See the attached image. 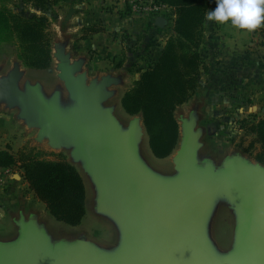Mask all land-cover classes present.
Wrapping results in <instances>:
<instances>
[{
	"label": "water",
	"instance_id": "water-1",
	"mask_svg": "<svg viewBox=\"0 0 264 264\" xmlns=\"http://www.w3.org/2000/svg\"><path fill=\"white\" fill-rule=\"evenodd\" d=\"M68 45L67 37L53 45L51 87L25 79L22 64L12 62L0 74V108L35 132V145L68 153L91 190L88 211L114 229L115 240L57 236L36 213L19 211L14 235L0 238V264H264V166L236 153L218 164L200 158L203 130L193 109L179 119L172 170L162 174L142 153V117L117 115L122 78H89L86 60L74 59ZM219 209L234 221L227 250L212 238Z\"/></svg>",
	"mask_w": 264,
	"mask_h": 264
},
{
	"label": "crops",
	"instance_id": "crops-1",
	"mask_svg": "<svg viewBox=\"0 0 264 264\" xmlns=\"http://www.w3.org/2000/svg\"><path fill=\"white\" fill-rule=\"evenodd\" d=\"M58 7L59 15H51L57 24L53 29L57 38L67 37L68 50L73 52L74 59L86 60L84 69L89 78L106 74L122 78L124 85L117 89L116 100L118 110L128 118L121 108V98L139 79L141 72L159 60L167 40L174 34V10L170 8L159 16L166 21L160 29L154 26L155 18L151 16L127 15L123 0H60ZM215 7L216 0H211L207 12ZM89 27H97L99 31L86 34L84 31ZM202 35L200 55L206 71L200 72L199 83L211 85L207 88L214 89L219 95L227 93L233 101L251 100L253 110L264 113V46L259 30L242 32L230 25L207 21L205 15ZM33 81L45 85L42 79ZM31 132L16 120L14 111L0 108V152L16 156L29 140L34 144L35 132L30 137ZM18 166L17 163L10 168H0V238L14 235L12 218L19 211L36 213L53 233L66 228L76 231L89 220L102 222L89 211L76 227L56 221L29 189ZM5 170H9L8 175Z\"/></svg>",
	"mask_w": 264,
	"mask_h": 264
},
{
	"label": "trees",
	"instance_id": "trees-1",
	"mask_svg": "<svg viewBox=\"0 0 264 264\" xmlns=\"http://www.w3.org/2000/svg\"><path fill=\"white\" fill-rule=\"evenodd\" d=\"M19 1L38 9L55 2ZM155 1L174 10V34L167 40L159 60L141 72L139 79L123 94L120 103L126 115L142 117L148 148L155 158L161 159L170 156L178 144V123L174 112L197 87L202 69L198 49L203 43L202 28L211 0ZM43 21L42 17L21 16L0 6V45L15 42L17 59L25 68L46 70L52 63L50 36L45 32ZM258 30L264 46V27ZM98 31L97 27H89L84 32L93 34ZM249 131L259 144L254 160L264 166V118L251 124ZM17 163L29 189L56 221L72 227L81 223L87 210L86 189L77 166L63 156L56 160L38 159L26 149L16 156L0 152V168H10Z\"/></svg>",
	"mask_w": 264,
	"mask_h": 264
},
{
	"label": "rangeland",
	"instance_id": "rangeland-1",
	"mask_svg": "<svg viewBox=\"0 0 264 264\" xmlns=\"http://www.w3.org/2000/svg\"><path fill=\"white\" fill-rule=\"evenodd\" d=\"M59 1L60 0H55L53 4L48 5L44 9H38L26 3L23 4L19 0H0V6L9 8L14 13H18L21 16H37L44 18L43 24H45V32L49 33L51 44L50 48L51 53L53 54V45L58 43L60 40L53 31L57 24L51 15L58 14L56 10L59 8ZM201 47L202 45L199 46L198 49L199 54ZM17 51L18 48L15 42L0 45V66H3L0 74H5L11 68L12 62L15 61L21 63L22 68H24L23 63L17 59ZM71 53L73 55V52ZM52 63L53 64L47 71L26 69L25 71L27 72L25 74V79L32 81L37 78L39 80L42 79L47 87H51V84L57 81L54 72V61ZM201 66L202 69H200V72L203 71L205 73L206 68L205 64L202 62V59ZM199 76L197 87L193 90L189 99L184 104L177 107L174 112V117L177 123L179 122L180 118H187L191 110L194 109L197 111V126L203 130V136L201 139L202 148L199 151L200 158L212 159L215 164H218L226 156L236 153L248 158L251 162H255L254 157L259 152V144L255 142V135L249 130L251 124L257 122L261 118H264V113L254 111L252 107L253 102L251 100L240 103L238 99L233 101V98H229L227 93L224 95H219V93L214 89L207 88L211 85L206 86L199 83ZM209 83L210 82H208V85ZM117 115L124 122H126L129 117L133 118L140 116H128L127 118V116L123 115L120 110L117 111ZM208 128H210V132H208ZM33 135L34 133L31 132L30 137ZM146 137L141 148L143 155H145V158L149 164H151L158 171H161L162 174H169V172L172 170L170 159L174 151L167 158H155L148 148V138ZM249 146H251L250 151L245 152ZM25 149L29 151L32 156L34 155V157L38 159L56 160L58 159V156H63L68 160V153L50 151L44 144L40 146L35 145L31 140L28 141ZM24 152L26 151L24 150ZM82 177L84 179V185L86 186L87 208L89 209L92 202V194L91 190L89 189L88 182L86 181L83 174ZM87 211L88 210H86V212ZM233 229L234 221L232 215L228 210L219 209L215 215L211 229L212 238L219 249L227 250L230 247ZM83 233L88 236V238L97 241L99 244H112L115 240V232L111 226L104 223L103 221L98 223L97 221L93 220L83 222L82 227L78 228L76 231L70 228H66L65 230H57L56 235L74 238Z\"/></svg>",
	"mask_w": 264,
	"mask_h": 264
},
{
	"label": "clouds",
	"instance_id": "clouds-1",
	"mask_svg": "<svg viewBox=\"0 0 264 264\" xmlns=\"http://www.w3.org/2000/svg\"><path fill=\"white\" fill-rule=\"evenodd\" d=\"M206 20L242 32L256 31L264 27V0H216V7L207 12Z\"/></svg>",
	"mask_w": 264,
	"mask_h": 264
},
{
	"label": "built area",
	"instance_id": "built-area-1",
	"mask_svg": "<svg viewBox=\"0 0 264 264\" xmlns=\"http://www.w3.org/2000/svg\"><path fill=\"white\" fill-rule=\"evenodd\" d=\"M125 10L129 15H148L153 18L159 17L163 12L170 9L169 7L156 2L155 0H123ZM9 170H5V175Z\"/></svg>",
	"mask_w": 264,
	"mask_h": 264
}]
</instances>
